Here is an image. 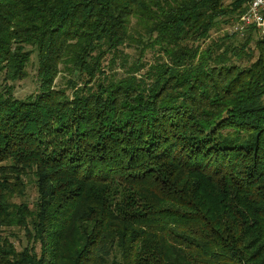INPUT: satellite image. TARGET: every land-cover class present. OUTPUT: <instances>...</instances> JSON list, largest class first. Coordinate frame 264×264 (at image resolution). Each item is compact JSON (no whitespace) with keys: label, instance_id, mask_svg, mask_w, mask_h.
Segmentation results:
<instances>
[{"label":"trees","instance_id":"obj_1","mask_svg":"<svg viewBox=\"0 0 264 264\" xmlns=\"http://www.w3.org/2000/svg\"><path fill=\"white\" fill-rule=\"evenodd\" d=\"M246 8L0 0V264H264V36L233 31Z\"/></svg>","mask_w":264,"mask_h":264},{"label":"built area","instance_id":"obj_2","mask_svg":"<svg viewBox=\"0 0 264 264\" xmlns=\"http://www.w3.org/2000/svg\"><path fill=\"white\" fill-rule=\"evenodd\" d=\"M246 10L233 27L234 32L244 34V29L252 26L260 37L264 36V0H245Z\"/></svg>","mask_w":264,"mask_h":264},{"label":"rangeland","instance_id":"obj_3","mask_svg":"<svg viewBox=\"0 0 264 264\" xmlns=\"http://www.w3.org/2000/svg\"><path fill=\"white\" fill-rule=\"evenodd\" d=\"M252 36L254 39L260 38L256 33H252ZM256 55H257V50H255V56ZM30 62L31 64L27 69V76L24 77V79L16 80L12 83L14 88V96L17 98H25L29 94L36 91L37 88V81L35 79L36 62L34 61V59ZM65 79L66 77L64 74L59 75L58 78L56 79V86H60V87L64 86Z\"/></svg>","mask_w":264,"mask_h":264}]
</instances>
